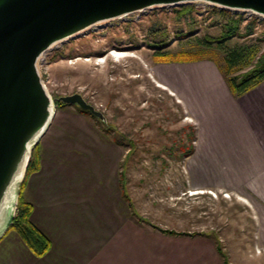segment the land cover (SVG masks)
I'll list each match as a JSON object with an SVG mask.
<instances>
[{"label": "rangeland", "instance_id": "obj_1", "mask_svg": "<svg viewBox=\"0 0 264 264\" xmlns=\"http://www.w3.org/2000/svg\"><path fill=\"white\" fill-rule=\"evenodd\" d=\"M176 8L134 12L55 44L38 63L42 81L52 97L77 92L103 113L105 121L81 114L119 142L122 187L137 217L182 235H207L182 243L196 244L198 251L211 248L214 264L221 258L213 241L227 264H264V209L256 196L220 187L194 189L186 173L183 154L193 145L189 136L195 139V123L168 79L173 65L193 61L162 62L154 56V44L162 42L161 50L172 53L186 49L187 34L216 36L225 17L203 2L192 3L182 15ZM237 13L239 31L227 44L257 45L255 54L261 55L264 17ZM250 22L252 34L244 36ZM188 30L182 39L176 36ZM64 107L78 112L74 105ZM53 109L54 117L61 107Z\"/></svg>", "mask_w": 264, "mask_h": 264}, {"label": "crops", "instance_id": "obj_2", "mask_svg": "<svg viewBox=\"0 0 264 264\" xmlns=\"http://www.w3.org/2000/svg\"><path fill=\"white\" fill-rule=\"evenodd\" d=\"M173 66L168 84L195 123L183 160L194 189L254 195L264 209V81L235 97L212 61ZM59 107L37 143L38 168L19 193L49 248L36 256L9 229L0 237V264H214L211 248L182 243L207 235L167 233L136 216L119 174V142Z\"/></svg>", "mask_w": 264, "mask_h": 264}, {"label": "water", "instance_id": "obj_3", "mask_svg": "<svg viewBox=\"0 0 264 264\" xmlns=\"http://www.w3.org/2000/svg\"><path fill=\"white\" fill-rule=\"evenodd\" d=\"M194 2L264 17V0H0V237L11 225L28 162L54 104L76 105L105 121L80 93L49 94L38 68L45 52L110 20Z\"/></svg>", "mask_w": 264, "mask_h": 264}, {"label": "trees", "instance_id": "obj_4", "mask_svg": "<svg viewBox=\"0 0 264 264\" xmlns=\"http://www.w3.org/2000/svg\"><path fill=\"white\" fill-rule=\"evenodd\" d=\"M191 4L192 3L180 5V8H176V10H179V15L184 14L185 10L187 11ZM212 7L216 9L220 15L225 17V21L219 23L221 30L218 35L212 36L210 34H203L202 36H192L193 33H189L187 35L191 36L189 37L190 40H188V44L190 45L186 49H181L180 51L173 53L161 50L162 48H166V45L159 47V45L162 44V42H160L159 45L154 44V46H157L156 48H158V50L154 52V56L158 57V60L160 59L162 62H187L202 59L211 60L223 76L231 94L238 97L264 81V52L261 55H256L255 50L258 51L257 45L247 46L242 43H235L232 45L227 44V41L238 33L241 18L238 17L237 12H234L237 14L236 17L231 15L227 16L232 11L215 6ZM245 29L244 36L252 34L253 25L251 22L246 24ZM189 31L191 30L176 32V36H178L179 39H182V37H185L186 33ZM240 70L243 71L237 73ZM56 105L65 106L69 104L57 102ZM74 106L80 113L95 117L88 111L83 110L76 105ZM189 140L191 142L194 140V134H190ZM36 146L32 151L24 179L20 185V190L25 178L33 170L38 168V161L35 155ZM192 150L193 145H190L183 156L189 155ZM30 212V203L25 201L19 194L16 211L8 230L13 229L36 256H42L49 248V240L35 225L32 224L29 218ZM165 232L175 233L174 231L168 230H165ZM216 250L221 256H224L219 245L216 246ZM224 263L227 264L225 260Z\"/></svg>", "mask_w": 264, "mask_h": 264}]
</instances>
